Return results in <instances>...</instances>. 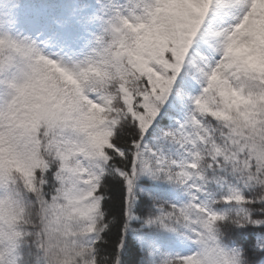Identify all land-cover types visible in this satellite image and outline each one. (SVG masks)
<instances>
[{"label": "snow or ice", "instance_id": "6c2138e0", "mask_svg": "<svg viewBox=\"0 0 264 264\" xmlns=\"http://www.w3.org/2000/svg\"><path fill=\"white\" fill-rule=\"evenodd\" d=\"M121 24L79 73L36 55L8 83L0 264L25 239L37 264H264V0H149Z\"/></svg>", "mask_w": 264, "mask_h": 264}, {"label": "trees", "instance_id": "16d2710c", "mask_svg": "<svg viewBox=\"0 0 264 264\" xmlns=\"http://www.w3.org/2000/svg\"><path fill=\"white\" fill-rule=\"evenodd\" d=\"M149 0H0V39L11 41L29 49L34 57L38 55L36 46L28 37L14 30L20 19L34 18L60 38L65 49L72 51L74 59L79 62L76 72L82 65L96 64L103 52L113 44L117 31L112 19L122 27V15L132 7H143ZM89 48L84 52L83 46ZM19 65L21 73L15 83H22L31 73L30 61L13 56L0 70ZM60 68L71 72L64 66ZM8 92V89H7ZM138 227V225H137Z\"/></svg>", "mask_w": 264, "mask_h": 264}, {"label": "rangeland", "instance_id": "374dc122", "mask_svg": "<svg viewBox=\"0 0 264 264\" xmlns=\"http://www.w3.org/2000/svg\"><path fill=\"white\" fill-rule=\"evenodd\" d=\"M141 14L142 9L134 6L126 14L122 15L121 18L135 21ZM112 23L117 31L119 24L113 19ZM14 29L27 36L37 46V52L41 57L57 64V66H65L72 73L76 72L77 67H79V62L72 57L70 51L64 49L62 46L63 41L60 38L57 39L53 34H50L38 21L34 19H21L17 21ZM83 49L84 52H89L87 46ZM82 67L86 69L88 66L82 65ZM20 73L21 68L17 64L0 70V101L7 94L8 83L15 82Z\"/></svg>", "mask_w": 264, "mask_h": 264}, {"label": "clouds", "instance_id": "9594fccd", "mask_svg": "<svg viewBox=\"0 0 264 264\" xmlns=\"http://www.w3.org/2000/svg\"><path fill=\"white\" fill-rule=\"evenodd\" d=\"M13 56H19L26 58L30 61L31 71L33 68L37 67L35 64L34 54L27 48L17 45L11 41H6L5 39H0V65H4L7 63L9 59ZM24 219L20 222V229L25 232H31L34 226L33 216L35 215V210L25 204L23 209ZM31 247V241L29 239H25L23 241V248L21 250V254L23 256V260L21 264H37V252L35 249L31 252V254H27L23 251V249ZM53 253L56 256V264H59V261L62 259V256L58 249L55 247L52 249ZM40 264H43V255H40Z\"/></svg>", "mask_w": 264, "mask_h": 264}]
</instances>
